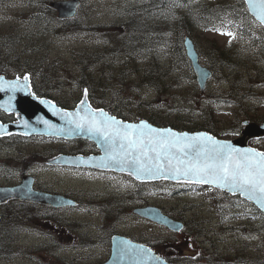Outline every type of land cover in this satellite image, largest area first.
<instances>
[{"label":"rangeland","instance_id":"rangeland-1","mask_svg":"<svg viewBox=\"0 0 264 264\" xmlns=\"http://www.w3.org/2000/svg\"><path fill=\"white\" fill-rule=\"evenodd\" d=\"M53 1L58 0H0V74L5 73L13 78L14 73L19 72L14 66L24 65L20 61L30 60L35 63L26 64L27 68L23 69V73L32 71V74L37 75V82L44 84L39 64L43 60L46 62L43 70L46 69L53 77L52 97L67 106H75L85 92L88 93L85 87L76 83V79L87 76L94 85L99 80L103 82L109 79L108 92H100L96 96L100 100L96 103L97 107L104 108L105 105L129 121L155 117L165 122V125L181 120L180 115L173 113L174 107L190 109L191 111L184 112L188 116L183 119H191L195 124L205 123L206 110H211L214 113L211 119L215 122L214 130L218 128L215 133L224 140L238 138L240 134L236 133L234 127H241L242 132L245 121L258 124L264 122H259V119L264 120V100L246 99L237 104L230 103L232 95L229 93L234 91V86L232 83L223 82L221 71L209 81L205 92L198 91V94L194 89L195 86L198 87L197 79H193L191 76L194 74L188 71H173L175 73H172L167 85H164L167 86L163 89L166 95L142 84L143 69L151 61L167 62L171 69L170 54L164 50L143 54V63L137 61L139 56L131 59L124 54H112L111 49L115 35L126 34L134 24L143 25L142 0H81L77 18L67 23L72 25L70 29L65 27L67 24L58 21L57 12L50 7ZM235 2L236 0H196L187 5L176 1L171 7V17H158L154 14L147 21L153 25L165 26L161 38L166 42L165 45H169L170 52L174 46L172 38L176 40V37L172 36L169 28L176 29L178 21L191 22V12H196L199 5L213 6ZM232 31L209 32L199 27H191L184 31L183 39L191 35L204 65V58L211 45L228 50L242 61L245 68L241 72L246 82L248 73L253 74L251 82L239 85V88L264 93V62L254 52L246 49L247 43L235 37ZM17 60V64L7 66ZM82 68L89 69L82 72ZM11 69H15V72ZM123 75L125 79L120 84L118 79ZM244 96L236 95L235 99ZM168 120L171 122L167 123ZM0 143V162H4L2 169L0 168L3 174L0 185L3 186L21 181L13 168L17 162L6 164L9 156L23 161L25 157L30 159L38 153L45 155V149L49 145L48 141L37 138L23 141L11 138ZM250 146L264 151V139L251 141ZM80 148L87 150L83 145ZM42 157L37 160L43 161ZM25 162L24 160L19 166H25ZM38 174L41 181L48 183L52 190L68 189L82 194L81 201L84 203H91V194L95 190L106 193L105 189L112 190L106 186L119 187V182L110 177L102 181V184H93L92 178L88 179L80 173L48 169L47 172ZM110 179L113 184H109ZM182 190L180 185L171 183L143 186V208L159 207L173 219L184 220L189 225L184 232H169L135 216L132 210H127L126 215L121 216L120 223L110 227V230L136 238L142 235L143 242L153 245L163 257L174 258L177 264H264V221L257 214L250 216L253 209L249 204L239 199H226L211 188H191L192 191L184 193ZM112 191V199L121 202L113 197L116 191ZM84 199L88 201H83ZM30 211L27 210L26 213ZM32 211L33 214L40 213L37 210ZM234 213L243 214L245 217L234 216ZM23 216L26 220L17 218L18 224L14 227V232L9 233L10 243H6L3 237L4 228L0 229V264H101L107 260L106 256L96 258L92 255L83 256L82 253L51 250L52 246L74 244L77 240L76 231L70 227V231H64L59 228V223L50 222L38 214L34 218H29L26 214ZM99 222L97 219L96 223ZM23 230L30 231V235L24 236ZM199 230L203 233L202 236L196 234ZM34 232H48L52 242L47 245L45 239L31 236Z\"/></svg>","mask_w":264,"mask_h":264},{"label":"water","instance_id":"water-1","mask_svg":"<svg viewBox=\"0 0 264 264\" xmlns=\"http://www.w3.org/2000/svg\"><path fill=\"white\" fill-rule=\"evenodd\" d=\"M250 14L258 21L264 28V22H261L255 11L249 7V0H245ZM255 2V0H253ZM52 6L57 10L59 18L61 20L75 19L81 6L80 0H65L52 3ZM185 48L187 56L192 63L194 73L197 78V82L202 91H205L208 81L212 78V71L200 62V57L197 52L195 43L191 38L185 40ZM95 110L99 113L100 110L95 109L88 101V96L85 94L82 101L73 110H66L57 106L54 102L48 99H39L34 95L31 89L30 81L24 79L8 80L5 76L0 77V109L7 114H14L16 121L9 124H3L0 122V137H7L11 135L22 136H46L62 138L67 140H87L96 144L100 150V154L91 156H61L51 163H58L59 165H66L76 168H90L102 171H113L121 174H127L140 182H157V181H170L175 183H187V184H200L206 186H212L218 188L230 195L241 196L244 200L254 204L263 214L264 207H261L259 203L254 199H249L247 194L239 190H229L228 187H220L216 184L197 183L194 180L189 179L183 175H177L174 171L169 170L175 167L168 165L166 161H161L164 164L163 174H158L155 178H151L142 174V178H137L135 174H130L134 171V165L125 164L121 165L116 160L110 158L111 154H118L121 149L119 147V141L115 145L105 141L104 137L98 133H93L84 129L77 128L76 121L79 119L75 114L79 113L80 116L85 114L86 109ZM55 109L56 111H54ZM57 112L59 114H57ZM108 116H111L103 110ZM64 113H73L71 117H65ZM115 118V117H114ZM121 121L123 124L140 125L142 122H146L156 129H171L176 133H187L189 136H195L200 133H205L208 136L214 137L216 140L222 143H229L234 148L240 150L252 149L257 153H264L250 146V141L264 139V122L254 123L251 121L244 122V128L242 135L234 140H221L210 133L200 132H178L172 128H158L150 124L147 121L140 123H128ZM47 121L48 123H44ZM53 125L54 127H50ZM154 155V154H152ZM12 200H22L32 203H39L52 207L70 206L75 203L65 197L52 196L49 194L37 193L32 189L31 179H25V182L17 187H0V205H3ZM143 218H146L160 226H164L172 232L179 233L184 229L182 222L176 221L166 216L160 208L146 207L137 210ZM103 264H170L158 253L152 250L146 245L135 243L129 238L124 236H114L112 238V254L110 259Z\"/></svg>","mask_w":264,"mask_h":264},{"label":"trees","instance_id":"trees-1","mask_svg":"<svg viewBox=\"0 0 264 264\" xmlns=\"http://www.w3.org/2000/svg\"><path fill=\"white\" fill-rule=\"evenodd\" d=\"M176 1L189 5L192 1L196 0H143V25L134 24L130 27V30L126 34L115 35L113 37L112 41H114V46L111 48L112 54H124L131 59H136V57L139 56L137 61H143V63L145 62L143 54L156 53V51L159 50H164L166 53L170 54L171 69L168 67L169 64L167 62L163 61L160 63L159 61H151V63L146 66L145 69H143V75L141 77L142 84L153 87V89H156L159 94L166 95L163 89L165 90L167 86L164 87V85H167L170 77H172V73L183 71L193 73L192 65L186 56L183 45L184 31H187V29L189 30L191 27H199L209 32L233 30L232 32L234 33L235 37H238L239 40L247 43V47L245 48L254 52L255 56L258 59L261 58L264 62V30L262 26L250 15L244 0H236V2L233 4H218L213 6L199 5L198 9H196V12H191V22L180 20L177 23L176 29L169 28V30L172 32V36L176 37V40L172 38L174 46L169 52V45H165L166 42L161 38V35L165 31V26L163 24L153 25L152 22H148L147 20L149 19V16H153L154 14H157L158 17H171L173 15L171 7ZM64 24H67V22ZM65 27L70 29L72 28V25L67 24ZM207 53V56L204 58L205 65L213 72V78L216 77L218 71H221L223 82L232 83L234 86V91L231 90L229 93V95H232L230 97V103L237 104L240 103L241 100L244 101L246 99H257L258 101L261 99L264 100V93H255L252 91L241 90L239 88V85L243 86V84H247V82L250 83L253 79V74L248 73L246 78L248 79L247 82L244 80L245 78L242 76L241 70L245 67L243 66L241 60L235 58L231 53H229L228 50L220 48L217 45H211ZM14 67L17 68L19 72L23 71L24 68H27L26 65ZM43 68H45V66L41 65L43 83H46L48 85L47 89H49L51 82L53 81V77H51V74L47 73L48 71L46 69L44 71ZM88 69L82 68L81 71L85 72ZM191 77L195 79L194 75ZM124 79L125 76L123 75L121 79H118V82L122 84ZM76 80V83L90 91V99L93 103H98L100 101L96 99V96L100 92H108L107 82L109 79L104 80L103 82L99 80L95 85L92 84L90 80H88L87 76H82L80 79ZM170 88L172 89V87ZM194 89L195 93L198 94V91H200L199 87L195 86ZM236 95L245 96L243 98L235 99ZM217 100L223 101L224 99ZM62 105L63 107L65 106L66 108H71L70 106H67L63 103ZM104 107L106 106L104 105ZM172 111L173 113L180 115L179 117L181 120H176L175 122L168 120L167 123L171 122L168 125H165V122L159 120V118L149 117L148 120L158 127L171 126L178 131L190 132L203 130L217 136L216 133L218 128L214 130L213 124L215 122L214 120H211L214 115L213 111L206 110V122L203 124H195V122H192L191 119H183L184 117L188 116L184 112L191 111L188 108L179 109L174 107ZM192 112L196 113L195 110H192ZM201 113H203V111ZM262 121L264 120L259 119V122ZM234 129L237 134L241 133V127L235 126ZM143 186H146V184H143ZM222 196L229 200L238 199L229 197L226 194H222ZM252 208L255 212L260 213L255 207ZM17 218L18 217H9V219L3 221L0 226V229H2V227L4 228L3 234L5 235L3 237L5 241H7L6 243L11 242V235H9V233L14 232V227L17 226L16 224H18ZM24 220L26 219L21 217V221ZM8 221L10 223H8ZM196 234L201 236L203 235L200 230Z\"/></svg>","mask_w":264,"mask_h":264},{"label":"snow or ice","instance_id":"snow-or-ice-1","mask_svg":"<svg viewBox=\"0 0 264 264\" xmlns=\"http://www.w3.org/2000/svg\"><path fill=\"white\" fill-rule=\"evenodd\" d=\"M249 7L264 22V0H249ZM63 115L71 117L73 113ZM75 115L79 117L73 121L77 128L86 127L88 131L102 135L112 145L119 141L121 151L111 154L110 158L121 165H134L130 174L137 178H142V174L155 178L165 170L161 161L168 165L175 162V167L169 170L178 176L183 175L197 183L228 187L230 191L239 190L264 207V153L236 149L205 133L189 136L171 129H156L146 122L125 125L103 110L97 113L89 108L83 116Z\"/></svg>","mask_w":264,"mask_h":264},{"label":"flooded vegetation","instance_id":"flooded-vegetation-1","mask_svg":"<svg viewBox=\"0 0 264 264\" xmlns=\"http://www.w3.org/2000/svg\"><path fill=\"white\" fill-rule=\"evenodd\" d=\"M37 61V60H34ZM19 60H17L15 63H12L7 66H13L14 64H17ZM21 63L26 64H34L35 62H31L30 60H24V62L20 61ZM46 62L41 60L39 64L43 65ZM13 72H15L13 69H11ZM6 75L5 73H3ZM15 77H22L23 75H19L16 72L14 73ZM29 75L31 79V85L33 87V91L37 96L40 98H48L52 96L50 93H46L45 86L42 84H38L35 82V79L32 77L31 71L27 74ZM7 76V75H6ZM8 77V76H7ZM52 98V97H50ZM115 115L123 118L122 115H119L118 113H115ZM126 119V118H124ZM16 120L14 115H8L5 114L3 111L0 110V121L3 123H12ZM20 139V140H30L35 139L34 138H27V137H18V136H11L9 139ZM16 139V140H17ZM37 139H40L41 141H48L49 145L45 149V155L37 154L35 156H32L30 159L28 157H25L24 160L26 161L24 163L25 166H19L20 163H23V161H17L16 158L9 156L7 159L6 164L17 162L16 167L14 170H16L17 177L20 178V182L17 184H20L23 180V178L29 176L33 179V189L35 191L39 192H46L51 193L53 195H63L65 197H69L73 199L76 202V206H70V207H61V208H53L46 205H40L37 203H31L26 201H20L15 200L11 201L7 204L0 206V226L3 221L8 220L9 217H24L23 215H27L29 218H34L37 214L39 216L44 217L48 221H55L59 223V228L63 229L64 231H70L69 227L73 229V231H76L77 240L74 241V244L67 245V246H52L51 250L53 251H59V252H72V253H82L83 256L92 255L96 258H103V257H110L111 254V237L115 234L113 230L108 231L105 229V227L111 226V225H117L122 220V215H126L127 210H135L137 208H143V184H138L136 182H132L130 178L123 176V175H117L114 173H105V172H99L89 169H77V168H70L62 165H57V163H51V161L57 159L60 156L63 155H89L94 153V150L92 148H88L87 150H82L80 147L82 141H67V140H58V139H51V138H42L37 137ZM4 138H0V142H3ZM31 142V141H30ZM1 144V143H0ZM42 157L43 161L37 160V158ZM4 165V162H0V168L2 169ZM48 169L51 171H62V172H73V173H80L84 174L88 177V179L92 178L93 184H98L99 182L102 184V181L107 179V177H110L116 181H118L119 187H112V186H106L109 189H112L115 192L113 194L114 198L116 197L121 200V202L114 201L112 199V194L114 193L112 190H106V193L100 190L93 191V194H91L92 200L91 203H84L81 200L83 199L82 194H78V192H73L68 189H60V188H53L49 186L48 183L44 184V182L41 181L40 175L38 173L40 172H47ZM3 174L2 171H0V178H2ZM112 179H110L109 184L112 183ZM17 184H10L8 186H13ZM48 185V186H47ZM133 188L134 185V190ZM104 186V185H103ZM53 187H55L53 185ZM85 195V194H84ZM80 196V198H79ZM107 200V201H106ZM83 201H88L87 199H84ZM95 201V202H92ZM27 210H31L29 213H26ZM37 210L40 211V213L36 212L33 214L34 211ZM132 216V214H129ZM99 219V223H96V220ZM143 222V220H142ZM101 225V226H100ZM97 229V230H96ZM24 236H29L27 232L24 233ZM40 238L45 239V243L48 244V242H52L50 240L51 235L48 234V232H44V234L39 235ZM130 239H132L135 242L143 244V236L141 235L140 238L131 237L128 235ZM54 243H56V240H54ZM153 246V245H152ZM107 258V259H108ZM173 261L171 264H177L175 262V259H172ZM100 264V263H99Z\"/></svg>","mask_w":264,"mask_h":264},{"label":"bare ground","instance_id":"bare-ground-1","mask_svg":"<svg viewBox=\"0 0 264 264\" xmlns=\"http://www.w3.org/2000/svg\"><path fill=\"white\" fill-rule=\"evenodd\" d=\"M101 38V37H100ZM102 56V54H100ZM230 229V228H229ZM232 230V229H231ZM233 232V231H232ZM33 237H35V235H32Z\"/></svg>","mask_w":264,"mask_h":264}]
</instances>
